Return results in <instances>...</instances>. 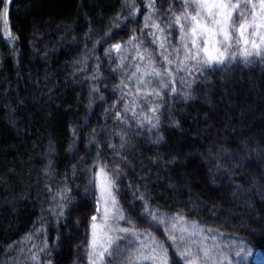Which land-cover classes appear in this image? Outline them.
<instances>
[{
  "label": "trees",
  "instance_id": "trees-1",
  "mask_svg": "<svg viewBox=\"0 0 264 264\" xmlns=\"http://www.w3.org/2000/svg\"><path fill=\"white\" fill-rule=\"evenodd\" d=\"M149 2L10 0L9 38L0 0V264H89L101 167L129 229L101 264H143L147 239L184 264L174 218L206 237L207 264H264V56L177 79L148 98L156 120L139 124L137 50L163 62L151 25L174 49L168 24L184 10L152 0L146 22Z\"/></svg>",
  "mask_w": 264,
  "mask_h": 264
},
{
  "label": "snow or ice",
  "instance_id": "snow-or-ice-1",
  "mask_svg": "<svg viewBox=\"0 0 264 264\" xmlns=\"http://www.w3.org/2000/svg\"><path fill=\"white\" fill-rule=\"evenodd\" d=\"M2 2L4 5L2 15L5 35L11 38L10 33L7 31L8 3L10 0H2ZM147 7L149 15L145 16L146 22L152 19L151 12L154 10V2L150 0ZM173 23L180 29V41L185 52L184 60L180 61L183 68L177 70H191L186 63L188 60H194L196 65L202 67L224 64L226 60L235 59L237 53L235 51L230 53L229 50L241 43L244 46L239 49V52L243 55L246 63L249 62V57L264 56V0H184V10L175 15V20L170 21L168 27H171ZM144 26L149 27L148 23H145ZM151 26L157 32L163 31L155 23ZM153 35L155 36V33ZM135 39L134 36L130 38L128 44H132ZM153 43H155V40H153ZM159 47L167 52L164 43H161ZM113 48L120 51L121 45L115 44ZM175 51L178 52L179 49ZM137 56L141 61L145 59L140 54L139 49L137 50ZM164 60L168 64L172 63L170 54L165 55ZM149 64H151L150 57ZM137 71H139V67ZM164 72H168V69H164ZM146 74L162 77L164 73L153 68L150 73ZM168 74L171 75V72H168ZM140 83L143 84L145 81L140 80ZM95 183L101 192L105 207L102 214V224L97 223V215L91 217L92 239L88 243L90 249L88 253L89 264H100L106 254H111L114 246L119 247L116 245V241L122 239V237L113 236L112 232L119 231L129 234L128 228L114 229L109 227V220L116 218L112 214V208H115L117 204L112 193L115 187L114 178L109 176L104 167H101L95 174ZM109 201L111 208L108 207ZM99 203L98 200V205ZM97 212H100L99 206ZM149 215H153V213L149 212ZM118 218L124 219L123 214L119 213ZM153 218H156L155 215H153ZM175 219L179 218H174L172 228L174 231L182 233L180 240L183 242V250L180 251V257L184 260V264H207L211 260V251L203 244L206 237H200V242H197L194 239L198 235L196 226H191V231H188L183 225L177 228ZM161 222L164 221L161 220ZM184 233H187V235L185 236ZM170 238L175 242V236L170 234ZM236 254L239 255L240 253L237 252ZM248 255H251V249H248ZM143 258L152 259L153 261L159 258L160 264H167L166 255L156 253L151 257L145 255Z\"/></svg>",
  "mask_w": 264,
  "mask_h": 264
},
{
  "label": "rangeland",
  "instance_id": "rangeland-1",
  "mask_svg": "<svg viewBox=\"0 0 264 264\" xmlns=\"http://www.w3.org/2000/svg\"><path fill=\"white\" fill-rule=\"evenodd\" d=\"M239 24V21L237 22V26ZM4 31H5V26H4ZM7 31H8V26H7ZM175 32H176V37H177V42L174 43L175 48L174 49H170L168 47V40H167V33H165V31H161V32H157L154 28L152 30V39L155 40L154 44L155 49L157 47L158 49V54L159 57L161 59L160 64L158 65L154 60H153V55H151L150 51H144V50H140V54L143 55L145 57V59L143 61H141L138 58V65H139V71L136 72V74L134 75V77L130 80L129 85V97L131 99L130 101V105H129V111L134 114L137 115V119L136 121L139 124H147V123H152L154 120H156L157 117V107L160 105V103L158 102L156 104V102L154 104L150 103V99L148 100L149 97H151L152 100L157 101L159 100V96L162 93H173V91L176 89V80L178 79L179 81L183 80H187V78H193L194 75H196V73H198L201 69L203 68H207V66H198L196 65V62L194 60H188L186 61V63L189 65V68L191 70L185 69L183 71L177 70L178 68H183V64L180 63V61L184 60V56H185V52L183 49V46L181 45V41H180V29L178 26L175 27ZM153 33H155V36L153 35ZM172 33V32H171ZM237 35H239L237 33ZM8 37V36H6ZM158 37V38H157ZM222 39V37H221ZM161 43L165 44V48L167 49V52L164 49H161L159 47V45ZM190 46V44H189ZM244 45L241 43L239 45H235L232 49L229 50V52H233L235 51L237 53L235 59H229L226 60V62H244V58L243 55L240 54L239 49L242 48ZM250 47V46H249ZM176 49H179V51H175ZM170 54V59L172 61L171 64H168L165 60H164V56L165 55H169ZM149 57L151 58V64H149ZM258 56H252L249 57V59L251 58H256ZM216 66V65H213ZM212 67V66H211ZM155 68L158 71L163 72V76L162 77H157L154 75H147L146 73H150L151 70ZM168 69V72H171V75L168 74V72H164V69ZM140 80H144L145 83H140ZM156 83V85L158 86V89L156 90H152V83ZM151 93V94H149ZM163 96V95H162ZM96 190L98 193V200L100 201L99 203V207H100V212L98 213L96 210V214L98 219H97V223L98 224H102L103 223V219H102V214L104 211V201L101 198V192L100 190L97 188L96 186ZM113 195L115 196L114 193V189L112 190ZM116 199V196H115ZM117 201V199H116ZM108 207L111 208V203L109 201L108 203ZM123 212L121 211L118 201L117 204L115 206V208H112V214L113 216H115V219H110L109 220V227L114 228V229H119L122 228L121 223L124 221V219H119L118 218V214ZM91 223L90 222V236H89V241L92 239V228H91ZM193 226V225H192ZM188 229V231H191V226L186 227ZM197 228V227H196ZM119 231H114L112 232L113 236H118L119 235ZM182 234V233H181ZM187 234V233H184ZM198 235H200L198 233ZM145 242L147 241V246L148 248V252L143 253L141 256V262L143 264H160L159 258H157V260L153 261L152 259H144L143 257L149 256L151 257L152 255L158 253L160 254L157 249L155 248V246L152 243L151 239H147L144 240ZM90 251V249H89ZM102 262V261H101ZM100 262V264H101Z\"/></svg>",
  "mask_w": 264,
  "mask_h": 264
}]
</instances>
